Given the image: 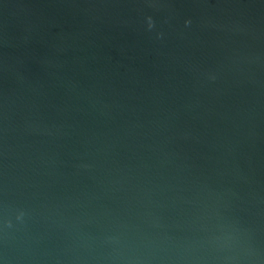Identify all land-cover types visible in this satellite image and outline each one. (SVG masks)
<instances>
[{
	"label": "water",
	"instance_id": "water-1",
	"mask_svg": "<svg viewBox=\"0 0 264 264\" xmlns=\"http://www.w3.org/2000/svg\"><path fill=\"white\" fill-rule=\"evenodd\" d=\"M0 264H264V0H0Z\"/></svg>",
	"mask_w": 264,
	"mask_h": 264
}]
</instances>
